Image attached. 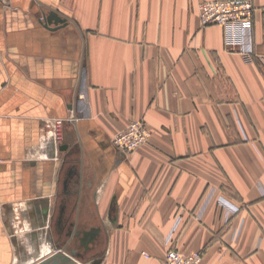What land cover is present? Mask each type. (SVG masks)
Wrapping results in <instances>:
<instances>
[{"label": "crops", "instance_id": "obj_1", "mask_svg": "<svg viewBox=\"0 0 264 264\" xmlns=\"http://www.w3.org/2000/svg\"><path fill=\"white\" fill-rule=\"evenodd\" d=\"M204 1L0 0V264L51 254L68 219L103 227L89 262L264 264V0L253 61ZM135 119L149 143L117 150Z\"/></svg>", "mask_w": 264, "mask_h": 264}, {"label": "built area", "instance_id": "obj_2", "mask_svg": "<svg viewBox=\"0 0 264 264\" xmlns=\"http://www.w3.org/2000/svg\"><path fill=\"white\" fill-rule=\"evenodd\" d=\"M199 17L203 27L218 25L225 31V41L230 51L237 52L253 61L252 33L255 20V6L252 0H208L199 5ZM264 63V57H260ZM59 120L51 132L59 138ZM151 131L143 119H135L115 133L111 141L114 147L124 153H132L149 143ZM166 264H203L201 252L188 249L168 250Z\"/></svg>", "mask_w": 264, "mask_h": 264}, {"label": "flooded vegetation", "instance_id": "obj_3", "mask_svg": "<svg viewBox=\"0 0 264 264\" xmlns=\"http://www.w3.org/2000/svg\"><path fill=\"white\" fill-rule=\"evenodd\" d=\"M73 223L76 222L71 221V219L65 221V236H61L58 240H53L54 246L64 247L68 251L74 252L76 258L98 256L101 259L105 248V238L101 230L103 227L90 230L78 227L75 231V227L72 226Z\"/></svg>", "mask_w": 264, "mask_h": 264}, {"label": "water", "instance_id": "obj_4", "mask_svg": "<svg viewBox=\"0 0 264 264\" xmlns=\"http://www.w3.org/2000/svg\"><path fill=\"white\" fill-rule=\"evenodd\" d=\"M67 24V19L62 18L56 11L50 12L49 16H47V20L45 22L46 27H50L51 25L63 26ZM69 145L66 144L64 146H60V150H67ZM68 181V180H67ZM78 182L81 183V175H78ZM65 208H63L61 217H64ZM75 227V231L77 228V223L72 224ZM34 264H82L81 261L76 258L75 253L68 251L66 248H62L59 246L54 247V251L46 256L45 258L39 260Z\"/></svg>", "mask_w": 264, "mask_h": 264}, {"label": "rangeland", "instance_id": "obj_5", "mask_svg": "<svg viewBox=\"0 0 264 264\" xmlns=\"http://www.w3.org/2000/svg\"><path fill=\"white\" fill-rule=\"evenodd\" d=\"M52 251V250H45V251H42L39 256L36 258V259H43L45 258L46 256L49 255V252ZM82 264H103L102 261H97V262H89L90 260H87L88 258L87 257H82V258H78Z\"/></svg>", "mask_w": 264, "mask_h": 264}]
</instances>
